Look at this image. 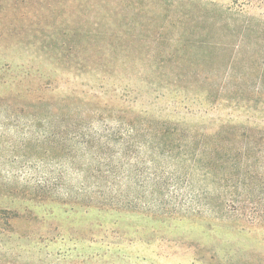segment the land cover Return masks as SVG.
<instances>
[{
    "label": "rangeland",
    "instance_id": "obj_1",
    "mask_svg": "<svg viewBox=\"0 0 264 264\" xmlns=\"http://www.w3.org/2000/svg\"><path fill=\"white\" fill-rule=\"evenodd\" d=\"M151 1L0 0V264H264V224L220 220L201 199L193 210L201 173L165 176L166 210L135 178L126 208L95 192L94 158L118 174L129 122L175 128L176 153L264 129V29L213 26L199 6L191 27H161ZM194 1L264 20V0ZM107 129L119 132L98 142Z\"/></svg>",
    "mask_w": 264,
    "mask_h": 264
},
{
    "label": "trees",
    "instance_id": "obj_2",
    "mask_svg": "<svg viewBox=\"0 0 264 264\" xmlns=\"http://www.w3.org/2000/svg\"><path fill=\"white\" fill-rule=\"evenodd\" d=\"M151 2L155 5L154 11L167 12L161 27L172 24L191 27L193 22L199 19L190 16L191 10L199 6L219 14V19L213 16L200 18L213 26L239 25L245 31L251 27L264 29V20L259 19L254 23L244 17L240 19L241 16L235 12L233 7L222 9L213 3L202 5L201 2L196 3L194 0H152ZM4 4L6 7L9 6L7 1ZM5 6L3 5L2 8ZM241 39L244 41L246 38L242 36ZM259 40L264 41V37ZM259 77H261L259 83L264 87V70ZM128 125L130 129L127 140L118 144L120 145L118 147L119 158L115 163V167L118 165L119 168L117 175L111 171L112 157L94 158V189L105 205L112 203L126 208L132 202L131 193L126 189L128 183L134 181L135 178L140 182L137 183L139 186H146L145 191L149 190L148 193L154 196L157 208L166 210V201H163L164 196L168 195L167 182L163 181L165 176L168 175L167 178L171 179L170 183L178 185L181 177L187 178V182L192 183L195 175L201 173L204 179L209 180V185L194 193H192L193 186L190 185L189 202L196 207H193L194 211H198L200 206H203L198 201L201 199L207 202L205 206L209 207L211 213L220 220L231 218L245 224H264L263 128L231 130L233 137H220L208 147H203L206 149L200 153H191L183 149L180 153H176L180 145H176V139L173 140L171 137L176 132L175 128L162 131L161 128L157 129L151 125H144L140 128L132 122ZM118 132V130H104L96 140L100 143H107L114 139L113 136H116ZM131 147H134L137 153L144 151L146 157H139V161L137 156L132 159L128 158L127 152ZM207 148L208 151H206ZM218 151L221 156H218ZM158 158H172V161H166V165L160 166L159 161L156 160ZM137 163L145 166L147 176L142 177L134 172V165ZM170 168L171 171H169ZM3 213L8 214L14 220L21 218L17 211H13L12 214L5 211Z\"/></svg>",
    "mask_w": 264,
    "mask_h": 264
}]
</instances>
